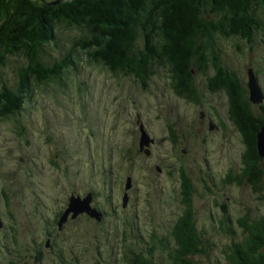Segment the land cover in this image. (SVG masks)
I'll list each match as a JSON object with an SVG mask.
<instances>
[{"label": "rangeland", "instance_id": "obj_1", "mask_svg": "<svg viewBox=\"0 0 264 264\" xmlns=\"http://www.w3.org/2000/svg\"><path fill=\"white\" fill-rule=\"evenodd\" d=\"M76 34V30L60 28L57 31L59 45L47 48L46 61L60 58L71 49L72 38ZM258 36L250 45L232 40L219 46L223 61L244 82L248 80L250 70L259 73L263 92L264 42ZM26 64L23 55L8 56L7 64L0 70L2 80L15 85L18 81L17 69ZM212 69L209 67L208 71L213 72ZM64 76L62 85L50 83L36 87L32 100L25 103L19 114L10 121H0V219L9 225V215L15 214L18 231L25 237L29 233L41 232L46 227H40V220L47 219L46 208L49 205L59 203L54 199L61 198L65 193L61 189L63 185L77 183V188L81 185L84 192L92 190L96 194L101 193L103 180L98 170V160H95L100 157L99 152H93L89 159L86 155V140L94 150L109 145L110 141L131 144L134 138L131 120L137 118L139 112L147 128L145 132H150L156 142L151 147L152 155L147 157L143 154L127 159L114 153L111 164L114 171L108 183L120 184L130 177L135 187L140 188L139 209L148 199L150 212L144 211V214L146 218L153 216L157 220L156 224H162L160 228L165 237L172 222L186 209L181 202L180 178L181 170H184L194 186V220L199 227L206 229L205 237L210 244L207 255L197 253L188 256V259H191L192 264H225L223 251L231 238L219 225V220L229 217L231 226L240 232L241 229L236 225L237 218L246 213L251 217L264 215V157L259 162L263 171L260 190L254 192L253 186L244 179H241L240 184L227 183L229 171L236 175L245 166L244 144L233 125L229 124L225 132L209 133L207 130L190 129L180 115V122L174 126L176 130L179 128L178 136L184 135L188 140L194 132L199 143L189 144L187 141V144L182 143L173 149L166 140L168 132L164 121H176L177 105L175 100H168L170 92L163 84L154 85L152 94H149L136 87L131 78L123 75L113 77L106 69L85 63L79 65L78 71H71ZM251 104L256 113L261 112L259 104ZM180 107L179 113L184 114L183 106ZM220 111L226 118L224 113L227 108H221ZM197 116L196 113L194 119ZM184 147L192 148V152L183 156L181 148ZM130 178L127 180L131 181ZM97 182H100V186ZM173 185L177 186L176 190ZM55 188H59L60 195L54 193ZM86 197L89 198V195ZM97 200L105 204L107 197L97 195ZM87 202L89 205L88 199ZM32 208L41 209L43 217ZM146 218L140 216L141 228L147 231H143L145 236L154 231L145 222ZM96 231L95 228L91 234L98 235ZM167 238L171 246L172 240ZM176 245L173 246L178 249ZM167 252L170 250L154 253L152 257L158 264H170ZM118 257L115 255L116 259Z\"/></svg>", "mask_w": 264, "mask_h": 264}, {"label": "trees", "instance_id": "obj_2", "mask_svg": "<svg viewBox=\"0 0 264 264\" xmlns=\"http://www.w3.org/2000/svg\"><path fill=\"white\" fill-rule=\"evenodd\" d=\"M60 28L76 30L73 45L62 57L46 61L47 48L59 45ZM257 36L264 42V0H0V70L8 56L27 60L17 69L15 85L0 76V121L19 114L36 87L62 85L64 75L83 63L104 68L113 77L131 78L142 89L170 77L188 97L195 95L193 76L205 75L212 67L216 75L211 84L228 94L230 119L245 148L242 172L229 171L226 182L240 184L244 179L257 192L263 179L256 142L264 122V99L256 113L247 88L239 85L219 46L232 40L250 45ZM253 73L261 83L259 73ZM180 180L188 208L176 220L178 249H170V264H192L188 256L207 255L210 244L206 229L194 220V186L184 170ZM236 222L240 232L229 217L219 220L231 238L223 251L225 264H264V215L246 213Z\"/></svg>", "mask_w": 264, "mask_h": 264}, {"label": "flooded vegetation", "instance_id": "obj_3", "mask_svg": "<svg viewBox=\"0 0 264 264\" xmlns=\"http://www.w3.org/2000/svg\"><path fill=\"white\" fill-rule=\"evenodd\" d=\"M215 75V69L213 72L208 71L205 75L195 74L193 76L195 95L192 97L177 91L175 79L164 77L165 80H161L165 89L170 92L168 100H175L177 105L176 121L171 123L168 120L164 121L166 132H168L166 133V140L170 142L173 149H177L182 143L187 144V141L189 144L199 143V138L194 132L188 140L184 135L178 136L179 128L177 127L176 130L174 126L180 122V115L183 116L190 129L207 130L209 133L225 132L229 128V124L233 125L230 119L228 94L222 87L211 84L210 79ZM239 82V85L246 90L247 81L244 82L240 78ZM140 90L149 94H152L153 91L150 84L145 89L141 88ZM217 101H219L218 104L221 108H227L226 113H224L227 115L226 118L220 111L221 108L217 105ZM180 106H183L184 114L179 113ZM196 113L198 116L197 119H194ZM136 116L137 118L131 120L132 126H134L132 147L131 144L126 145L122 142L110 141L109 145L99 146L97 150H94L89 146L88 139L86 140V155L89 159L90 155L93 156V152H99L98 156L100 157L95 160H98V170L101 172V179L103 180L101 193L96 194L92 190L85 191V193L81 185L77 188V183L63 185L61 189H64L65 193L62 194L61 198L54 199L59 203L53 202L49 205L46 208L48 211L47 219L40 220V227H46L41 232L31 235L29 233L25 237H22L18 231V221L15 214L9 215L11 219L9 225L5 220L0 219V264H140L142 261L155 264L152 254L175 249L174 246L177 245L176 242L174 243L173 233L178 218L172 222L171 228L164 237L160 228L162 224H156L157 220L153 216L146 218L144 214V211L150 212L148 199L145 200L143 206L140 205L141 210L139 209L140 188L135 187L130 177L125 178V182L120 184L108 183L110 182L109 176L114 171L111 166L114 153L127 159L143 154L147 157L152 155L151 147L156 142L151 137L153 135L150 132H147L150 136L148 143L141 142L140 127H143L144 130L146 127L139 112ZM233 128L235 129L234 126ZM203 142H205L204 139ZM117 144L119 146H116ZM181 152L183 156L187 155L192 152V148H181ZM103 154L104 156H102ZM91 170L93 172V167ZM128 178L131 181H128ZM98 183L100 182H97V185L100 186ZM173 186V189L176 190L177 186ZM72 188L75 189L72 190ZM58 189L55 188L54 193L57 192L56 194L59 193L60 195ZM161 191L163 192V189ZM88 195L89 209L83 211V199ZM97 195L106 196L107 202L105 201V204L99 203ZM175 195L177 196V194ZM73 202H75V207H72ZM181 202L188 208L183 199ZM170 203L172 202L170 201ZM31 205L28 207L30 208ZM32 210L43 217L41 209L32 208ZM192 210L194 212V207ZM140 216L146 218L145 222L148 223L149 228L154 230L146 236L141 228ZM95 228L98 235L93 236L91 232ZM28 235L29 237L24 240ZM167 237L172 240L171 246L166 240ZM166 254L169 255V252ZM115 255H119V257L116 259Z\"/></svg>", "mask_w": 264, "mask_h": 264}, {"label": "water", "instance_id": "obj_4", "mask_svg": "<svg viewBox=\"0 0 264 264\" xmlns=\"http://www.w3.org/2000/svg\"><path fill=\"white\" fill-rule=\"evenodd\" d=\"M248 89H249V99L252 103L255 104H260L263 101V92L261 90V87L256 79L255 74L253 73L252 70L249 71V76H248ZM148 141L146 133L142 131L141 135V142L146 143ZM257 151L258 155L260 157H264V122L257 133ZM83 211H88L89 205L87 200H83ZM75 207V202H73V206Z\"/></svg>", "mask_w": 264, "mask_h": 264}]
</instances>
